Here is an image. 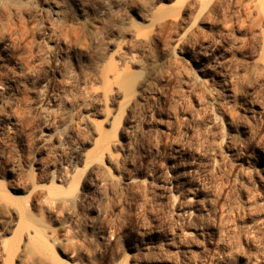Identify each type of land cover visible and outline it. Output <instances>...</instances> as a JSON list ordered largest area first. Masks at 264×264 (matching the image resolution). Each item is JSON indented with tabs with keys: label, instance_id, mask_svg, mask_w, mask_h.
Here are the masks:
<instances>
[{
	"label": "rangeland",
	"instance_id": "374dc122",
	"mask_svg": "<svg viewBox=\"0 0 264 264\" xmlns=\"http://www.w3.org/2000/svg\"><path fill=\"white\" fill-rule=\"evenodd\" d=\"M0 264H264V0H0Z\"/></svg>",
	"mask_w": 264,
	"mask_h": 264
}]
</instances>
